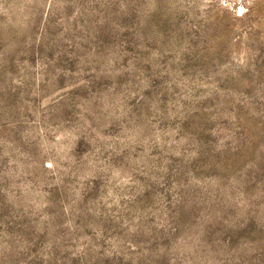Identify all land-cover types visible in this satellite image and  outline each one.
<instances>
[{"label": "rangeland", "instance_id": "rangeland-1", "mask_svg": "<svg viewBox=\"0 0 264 264\" xmlns=\"http://www.w3.org/2000/svg\"><path fill=\"white\" fill-rule=\"evenodd\" d=\"M0 264H264V0H0Z\"/></svg>", "mask_w": 264, "mask_h": 264}]
</instances>
